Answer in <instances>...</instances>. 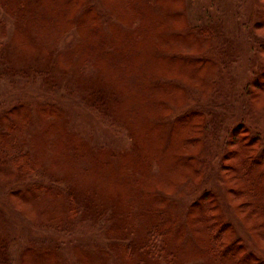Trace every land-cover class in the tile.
I'll list each match as a JSON object with an SVG mask.
<instances>
[{
  "label": "trees",
  "instance_id": "trees-1",
  "mask_svg": "<svg viewBox=\"0 0 264 264\" xmlns=\"http://www.w3.org/2000/svg\"><path fill=\"white\" fill-rule=\"evenodd\" d=\"M31 1L0 0V8L16 22L12 43H4L2 37L6 36L8 22L0 15V61L3 65L9 62L12 45L22 51L36 49V46L39 49L75 29L80 43L73 53L61 56L66 65L63 61L62 64L79 72L92 71L104 78L98 76L109 86L110 93L105 97L103 87L90 90L92 108L100 110L102 107L105 112L112 109L119 123L132 130L138 123L141 133L134 134L138 150L126 155L115 168L110 154L105 159V154L99 152L98 157L87 160L81 138L66 136L60 128H64L63 124L57 120H52L45 131L50 141L47 142L49 150L53 145L51 135L59 136L58 154L54 153L50 158L52 172L88 183L96 181L109 195H118L117 198L122 200L128 222L144 224V227L136 226L139 234L135 238V248L124 247V256L131 259L133 254L138 255L136 264H264V259L248 248L225 218L222 203L214 191L205 190L193 200L186 213L187 227L179 225V217L173 204L171 206V197L182 191L181 188L202 181L201 154L210 129V121L205 119L203 110L179 116L171 129L172 142L166 147V126L158 122L171 114L169 101L173 94L185 93L173 80L161 82L158 74L168 76L178 72L189 76L188 79L196 78L200 89L204 90L213 64L209 59L186 56L202 50L194 32L187 35L168 32L180 24V29L187 26L183 11L185 0H154V4L151 0H104L117 21L109 26L104 25L94 6L84 7L86 0H35L32 4ZM174 2L178 7L170 12L167 4ZM261 25L264 29V20ZM181 41L184 50L179 47ZM29 62L31 60L26 63ZM33 74L44 77L50 86L55 83L49 63L34 70ZM253 98L264 107V76L257 84ZM41 112L44 117L57 116V110L47 106ZM29 118V109L24 103L7 108L1 114L0 175L24 181L39 172L44 173L42 181L12 191L13 204L32 221L45 216L47 220L42 219V222L59 227L68 203V218L64 222L66 225L63 223L67 228L74 224L80 213L85 211L89 215L95 203L79 198L73 187L65 184L64 178H56V174L44 167L43 158L48 152L36 151L23 132L24 127L29 126ZM242 125L235 128L230 138L228 152L222 160V175L237 215L257 245L264 249V145L257 135H251ZM138 134H141L139 137L144 146L141 153ZM154 157L158 159V167L153 162ZM139 174L150 186L143 192L142 203L134 206L135 194L131 189L128 192L132 182L124 183L123 197L120 195L121 179L126 176L136 183ZM188 192L190 197L191 191ZM52 252L43 254L26 249L21 254L23 264H41L46 258L43 255L51 256ZM13 257L9 242L0 236V264H14ZM49 264L55 263L52 260Z\"/></svg>",
  "mask_w": 264,
  "mask_h": 264
},
{
  "label": "rangeland",
  "instance_id": "rangeland-1",
  "mask_svg": "<svg viewBox=\"0 0 264 264\" xmlns=\"http://www.w3.org/2000/svg\"><path fill=\"white\" fill-rule=\"evenodd\" d=\"M151 1L154 4V0ZM34 2L32 0L31 4ZM167 5L170 12L178 7L176 2ZM88 6H94L99 11L105 26L117 22L104 0H86L84 7ZM183 11L188 23L185 29H180V24L177 29L171 28L168 32L174 31L183 35L194 32L202 50L197 54L190 52L186 56L192 59H209L214 66L212 64L204 90L200 89L196 78L191 80L188 79L189 76L178 72H172L168 76L158 74L161 82L173 80L185 91L184 95L173 94L169 101L172 106L171 114L158 121L166 126V147L172 142L174 134L171 136V129L177 117L203 110L205 119L210 121L205 150L201 154L202 181L200 184L199 181L192 183V187L181 188L182 191L171 197V206L173 204L174 212L179 217V225L187 227L186 213L193 200L205 190L214 191L222 203L225 218L234 226L237 235L244 239L248 248L256 252L258 257L264 259V249L257 245L237 215L222 175V160L228 152L230 138L238 125L243 124L264 145V107L258 105L253 98L257 84L264 76V29L261 25L264 20V0H185ZM0 15L8 22L6 36L2 38L4 43L10 44L16 22L1 8ZM79 43L80 36L73 29L67 35L55 38L49 45L39 49L36 46V49L22 51L12 45V51L8 53L9 62L6 61L3 65L0 61V116L7 108L17 104L24 103L28 106L30 123L24 127L23 132L36 151L48 152V156L43 158L48 172L54 171L50 170V158L54 153L58 154L59 136L56 134L51 135L53 145L50 150L47 149V142L50 141L45 131L52 120L63 124L64 128H60L66 136L75 135L81 138L86 148L87 160L98 157L99 152L105 154V159L110 154L115 168L126 155L138 150L134 140V134L141 133L138 123L132 130L128 125L119 123L112 109L105 112L102 107H99L100 110L97 107L92 108L90 90L103 87L105 90L102 93L105 97L110 93L103 77L92 71L79 72L76 68L62 64L61 56L73 53ZM180 44L179 47L184 50L183 42ZM50 53L52 57L49 58ZM30 60L31 62L26 63ZM47 63L55 77L53 86L48 85L44 77L33 74L34 70L44 68ZM182 98L184 102L180 104ZM46 106L57 110V116H42L41 109ZM150 120L153 125L154 119L151 117ZM139 140L141 153L144 152V146L140 137ZM153 162L158 167V159L154 157ZM51 174H56V178H64L65 184L73 187L79 198L93 201L95 205L89 215L85 211L80 213L73 221L74 224H69L67 228L63 227L68 218V203L65 204V201L59 227L42 222V219L47 220L45 216H40L34 222L15 207L10 194L15 189L23 190L34 182L42 181L41 176L44 173L39 172L24 181L6 179V176L0 175V236L9 242L10 250L14 254V264H23L21 254L26 249L43 254L52 250L51 256L43 255L46 258L41 264H49L52 260L55 264H136L138 255L133 254L134 259H129L124 256L123 250L128 245L131 250L135 248V238L139 234L136 226L144 227V224L140 221L136 224L127 221L126 211L122 208V200L117 198L118 195H109L96 181L88 183L58 172ZM121 182L123 184L120 195L124 197V183L132 182L128 188V192L131 189L135 194L132 204H141L143 192L146 186H150L146 178L139 174V179L134 183L124 176ZM157 183L160 184L159 181ZM188 191H191L190 197Z\"/></svg>",
  "mask_w": 264,
  "mask_h": 264
}]
</instances>
